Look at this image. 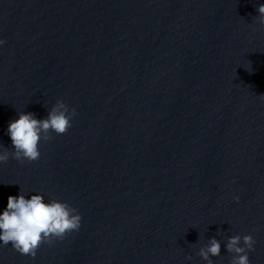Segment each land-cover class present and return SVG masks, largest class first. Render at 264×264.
Masks as SVG:
<instances>
[{"label": "clouds", "instance_id": "1", "mask_svg": "<svg viewBox=\"0 0 264 264\" xmlns=\"http://www.w3.org/2000/svg\"><path fill=\"white\" fill-rule=\"evenodd\" d=\"M257 11L258 15L254 19L264 25V4H260ZM3 43L0 40V44ZM249 64L251 65L250 61ZM246 70L250 73L252 71L251 68ZM259 96L264 98V94ZM75 115L76 110L70 109L62 100L55 102L44 119H37L34 113L18 112L19 118L11 121L7 130L14 150L2 147L0 164L7 163L10 157L21 164L25 160L29 163L37 161L41 155L40 142L51 140L53 132L57 135L67 133ZM80 226V214L67 202L56 198L45 202L44 196L40 194L26 198L20 189L19 196L8 197L7 208L0 214V242L4 246L11 243L16 252L35 258L42 244L51 245L56 240H63L71 232L78 231ZM221 234L217 230V235ZM255 243L252 235L230 236L226 243L230 254L229 264H250L248 254L254 251ZM220 253V241L211 238L206 245L200 247L196 255L207 264H213L210 257H217Z\"/></svg>", "mask_w": 264, "mask_h": 264}]
</instances>
